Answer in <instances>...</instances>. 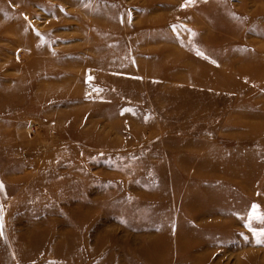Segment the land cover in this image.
<instances>
[{"label": "rangeland", "instance_id": "1", "mask_svg": "<svg viewBox=\"0 0 264 264\" xmlns=\"http://www.w3.org/2000/svg\"><path fill=\"white\" fill-rule=\"evenodd\" d=\"M264 0H0V264H264Z\"/></svg>", "mask_w": 264, "mask_h": 264}, {"label": "snow or ice", "instance_id": "2", "mask_svg": "<svg viewBox=\"0 0 264 264\" xmlns=\"http://www.w3.org/2000/svg\"><path fill=\"white\" fill-rule=\"evenodd\" d=\"M261 218H264V217H261Z\"/></svg>", "mask_w": 264, "mask_h": 264}]
</instances>
